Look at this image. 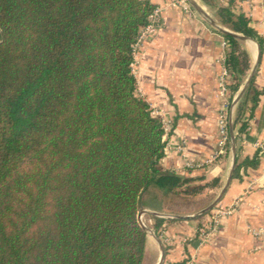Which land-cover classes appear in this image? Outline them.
I'll use <instances>...</instances> for the list:
<instances>
[{
  "label": "trees",
  "instance_id": "obj_1",
  "mask_svg": "<svg viewBox=\"0 0 264 264\" xmlns=\"http://www.w3.org/2000/svg\"><path fill=\"white\" fill-rule=\"evenodd\" d=\"M235 2L219 6L220 20L263 52L264 37ZM155 8L150 0H0V264H143L142 192L205 188L163 167V119L138 92L136 44ZM226 37L236 92L249 58ZM260 94L252 79L235 112L239 134ZM258 163V154L237 156L233 177ZM166 221L154 216L158 236Z\"/></svg>",
  "mask_w": 264,
  "mask_h": 264
},
{
  "label": "crops",
  "instance_id": "obj_2",
  "mask_svg": "<svg viewBox=\"0 0 264 264\" xmlns=\"http://www.w3.org/2000/svg\"><path fill=\"white\" fill-rule=\"evenodd\" d=\"M229 1L216 0L217 5L203 1L201 6L222 27L236 32L220 20L219 6H228ZM150 2L162 10L156 30L136 46L134 72L138 92L170 124L164 135L163 167L181 177L192 178L191 184L205 188L197 194H185L179 189L150 185L142 192L140 211L147 216L153 231L152 212L184 216L163 217L167 221L161 235L155 231V236L148 235L145 256L154 257V264L159 263L162 255V264H264V236L250 230L264 226V94L259 95L253 110L252 103L246 107L247 128L239 134V125L234 127L233 122L245 90L232 112L229 148L210 162L219 146V117L225 104L219 93L220 76L232 47L226 33L195 8L186 11L171 5V0ZM233 10L248 16L249 25L264 37V0H236ZM246 37L237 39L240 46L241 42L248 44L249 68L236 92H231L234 81L230 75V110L255 65L254 86L264 88V51L258 60V40ZM257 154V166L242 167L241 177L232 178L219 202L226 207L239 199L237 208L222 218L219 229L201 243L198 231L208 214L187 216L199 213L217 199L231 175L235 156L243 161ZM189 162L195 166H188Z\"/></svg>",
  "mask_w": 264,
  "mask_h": 264
},
{
  "label": "built area",
  "instance_id": "obj_3",
  "mask_svg": "<svg viewBox=\"0 0 264 264\" xmlns=\"http://www.w3.org/2000/svg\"><path fill=\"white\" fill-rule=\"evenodd\" d=\"M171 5L174 6H180L186 11H191L192 5L189 3L188 0H171ZM161 7H156L153 12L149 16V23L142 29L141 34L138 38V42L136 46L150 33L154 32L157 28V25L160 20L161 16ZM226 59H224L225 62ZM230 70L224 66V70L222 72V75L220 76V95L225 99L224 108L220 113L219 117V131H220V140H219V146L217 151L214 153L212 158L209 160L210 162L217 159L219 156L223 155L227 151V146L230 142V120L232 117V112L230 111V102L228 100V94L230 91ZM164 122V121H163ZM165 132L166 130L170 129V124L165 123ZM188 166L193 167L195 166L192 163H188ZM239 203V199H237L232 205L230 206H221L220 204H217L211 212L208 213L207 220L203 223V225L199 228L198 231V237L200 239L201 243H204L208 237L215 233L220 225L222 218L232 214V212L237 208ZM250 230L257 236H264V226L260 228H251ZM190 262H186V264H189Z\"/></svg>",
  "mask_w": 264,
  "mask_h": 264
},
{
  "label": "water",
  "instance_id": "obj_4",
  "mask_svg": "<svg viewBox=\"0 0 264 264\" xmlns=\"http://www.w3.org/2000/svg\"><path fill=\"white\" fill-rule=\"evenodd\" d=\"M189 3L201 14L203 15L206 19H208L215 27H217L218 29H220L222 32L226 33V34H231L233 36H235L236 38L238 39H247L248 37L240 34V33H236V32H233V31H230L224 27H222L219 23H217V21L208 13L204 10V8L196 1V0H188ZM257 45H258V48H259V51H258V60L260 58V55H261V47H260V44L257 42ZM258 62V61H257ZM256 65L254 66L253 68V73L252 75L249 77L246 85L243 87L241 93L236 97V99L234 100V103L232 105V112L234 110V107L235 105L237 104V102L239 101V99L241 98V96L243 95V93L245 92V90L247 89L248 85L250 84L251 80H252V77H253V74L255 73L256 71ZM232 122V120H231ZM234 149H235V146H234ZM235 166H236V156L234 157V161H233V169H232V172H231V175L228 179V182L227 184L225 185V187L223 188L222 192L220 193V195L217 197V199L211 204L209 205L208 207H206L205 209H203L202 211H200L199 213L195 214V215H192V216H187V217H198V216H202L206 213H208L211 209H213L217 204H219V202L221 201L223 195L225 194L229 184L231 183L232 181V178H233V173H234V170H235ZM142 214L143 212L139 210V213H138V219H139V222L140 224L145 228V230L147 231H150L152 233V235L155 236V232L149 228L143 221H142ZM152 215H155V216H160V217H167V218H184V216H176V215H167V214H162V213H159V212H152ZM164 260V257L162 255L160 261L158 264H162Z\"/></svg>",
  "mask_w": 264,
  "mask_h": 264
},
{
  "label": "rangeland",
  "instance_id": "obj_5",
  "mask_svg": "<svg viewBox=\"0 0 264 264\" xmlns=\"http://www.w3.org/2000/svg\"><path fill=\"white\" fill-rule=\"evenodd\" d=\"M200 5H202L203 6V0H196ZM193 9H194V7H192ZM205 10V9H204ZM248 44H245L244 42H241V49L244 51H246V48L248 47L247 46ZM231 112H232V110H230ZM153 113L155 114V115H158V111H154L153 110ZM159 116V115H158ZM212 210V209H211ZM211 210L209 211V212H211ZM208 212V213H209ZM207 214V213H206ZM146 218H147V216H145L144 214H142V221L150 228V224L146 221ZM148 223V224H147ZM148 235H151V232L150 231H148ZM149 257V256H148ZM147 256H145V259H144V264H154V261H155V259H154V257L153 258H148Z\"/></svg>",
  "mask_w": 264,
  "mask_h": 264
},
{
  "label": "bare ground",
  "instance_id": "obj_6",
  "mask_svg": "<svg viewBox=\"0 0 264 264\" xmlns=\"http://www.w3.org/2000/svg\"><path fill=\"white\" fill-rule=\"evenodd\" d=\"M250 42H252V43H254V44H256L255 42H253V41H250ZM257 46V45H256Z\"/></svg>",
  "mask_w": 264,
  "mask_h": 264
}]
</instances>
